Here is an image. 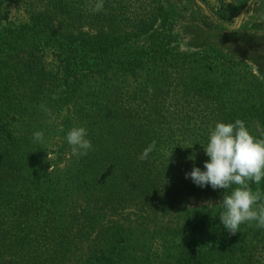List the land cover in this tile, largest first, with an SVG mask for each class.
Masks as SVG:
<instances>
[{
    "label": "trees",
    "instance_id": "obj_1",
    "mask_svg": "<svg viewBox=\"0 0 264 264\" xmlns=\"http://www.w3.org/2000/svg\"><path fill=\"white\" fill-rule=\"evenodd\" d=\"M20 1L0 0V25L3 23L0 29V127L28 100L47 96L43 85L33 78L37 76L42 54L52 51L61 64L60 88L66 89L61 96H49L50 102L59 107L56 111L67 110V126L62 136H67L73 127H85L93 148L87 156L77 160L65 141L52 166H47V160L40 155L34 154L27 160L6 150L0 140V264H76L79 260L75 258L84 251L97 255L90 264H95V260L98 264H112L116 255L112 248L119 250L118 256H124L132 244L126 242L121 226L114 224L103 232L104 219L111 213L130 208L147 219L148 215L180 205L187 199L212 194L211 186L200 188L185 179V174L193 167L204 170V162L209 158L203 147L216 123H234L241 119L248 128V115L237 105L213 103L204 95L196 99L192 94L184 97L183 92L178 99L163 93L161 87H152L151 93L120 96L112 103L107 99L103 103L106 106L98 104L94 110L80 107L82 101L75 94L83 78L108 76L112 71L138 77L151 65L153 55L150 53L158 41L178 40L179 34L174 30L178 21L174 18L175 5L161 9L158 28L145 31L148 24L138 23L139 39L146 34L144 42L149 44L135 48L117 44L109 47L108 43L98 45L95 39L79 40L53 23L56 18L51 15H38L27 25H16L10 21L9 11ZM251 2L239 0L237 10L224 8L219 16L224 18L228 12L236 11L239 15ZM201 22L205 24L206 18ZM160 55V59L157 57L160 68H175L176 80L181 81L184 91L188 65L185 62L173 65L172 50H164ZM194 103H198L195 108ZM261 137H264V125L257 138ZM152 141L156 142L155 149L147 160L140 161L139 156ZM66 151L68 159L64 164ZM251 187L256 190L257 185ZM259 188L264 192V181ZM223 195L215 205L203 207L205 213L199 209L190 211L179 231L172 264H209L215 252L234 247L236 239L241 237L243 224L235 235L224 229L219 219L222 209L217 207ZM94 230H98L95 243L105 245L100 251H96L95 244L86 249L81 243L82 238ZM240 261L238 258V264ZM241 264H264V250L256 258L243 257Z\"/></svg>",
    "mask_w": 264,
    "mask_h": 264
},
{
    "label": "rangeland",
    "instance_id": "obj_2",
    "mask_svg": "<svg viewBox=\"0 0 264 264\" xmlns=\"http://www.w3.org/2000/svg\"><path fill=\"white\" fill-rule=\"evenodd\" d=\"M99 2L101 0H21L17 7L9 11L10 21L16 25H27L31 18L38 15H51L56 18L53 23L61 25L63 31L66 30L67 34H73L79 40L95 39L98 45L108 43L109 47L117 44L138 48L140 45L148 47L146 45L149 44L144 42L148 35L143 34L139 39L138 23L148 24L145 31L152 27L158 28L162 10L175 5L174 18L178 21L174 30L179 34L178 40L158 41L161 46L158 47L157 43V47H153L150 53L153 55L151 65L138 77L123 71H112L108 76L90 75L83 78L75 94L82 101L80 107L94 110L98 108V104L107 102V99L112 103L120 96L130 97L149 92L152 87H161L163 93L178 99L185 92L184 97L192 94L198 99V95H204V98L213 103L229 107L237 105L241 112L248 115L250 133L255 137L262 133L264 0H252L241 14L238 15L237 11L234 14L228 12L224 18H220L219 14L224 8L237 10L239 0H102V9L94 11ZM203 17L206 18L205 24L201 22ZM164 50L173 51V65L183 62L188 65L184 91L181 81L176 80V69H161L159 66L157 57L160 59ZM42 55V59L38 61L40 68L36 70L37 76L33 79L43 85L42 89L47 96L28 100L2 122L0 140L7 147L6 150L10 149L17 156L31 160L34 154H38L43 160H47V166H52L59 147L66 141V136H62V133L67 126L68 115L66 109L56 111L59 107L50 102L49 96H61L66 89L60 88L63 74L56 53L46 51ZM188 87L190 90H187ZM102 96L106 100L100 99ZM181 104L184 105L180 102ZM42 105L51 110L54 118L46 114ZM195 106L198 103L192 104V107ZM259 113L263 115L259 116ZM37 131L44 132V143L33 141V133ZM63 155L65 164L68 159L67 151ZM223 194V189L214 190L210 195L204 193L197 199H187L180 205L152 213L147 219L141 218L135 208L111 213L103 221V232L106 233L114 224L121 226L125 230L123 235L126 242L132 244L124 256H118L119 250L112 248L116 254L112 264H172L171 257L177 252L179 231L190 211L199 209L198 211L205 213L203 207L215 205ZM97 234L98 230H94L92 234L82 238L81 243L86 249L94 244V248L98 247L96 251L103 249L105 245L98 246L95 243ZM120 246L123 247V244ZM263 250L264 229H257L255 224H243L241 237L236 239L234 247L225 249L224 252H215L209 264H238V258L241 261L243 257L256 258ZM85 252L78 254L75 260L79 261L76 264H90L97 256ZM94 263L98 264L96 260Z\"/></svg>",
    "mask_w": 264,
    "mask_h": 264
},
{
    "label": "clouds",
    "instance_id": "obj_3",
    "mask_svg": "<svg viewBox=\"0 0 264 264\" xmlns=\"http://www.w3.org/2000/svg\"><path fill=\"white\" fill-rule=\"evenodd\" d=\"M102 6L101 0L94 11H100ZM41 107L49 117L54 118L50 109ZM87 137L85 127H73L67 133L66 141L77 160L87 156L93 148ZM33 141L44 143V132H34ZM155 147L156 142L152 141L139 160H147ZM203 150L209 158L204 162V170L193 167L185 174V179H190L200 188L211 186L213 190H224L223 199L217 207L222 209L220 223L229 234L239 232L242 224H255L257 229H264V192L259 188L264 181V137L253 136L241 119H236L234 123L218 122L210 130ZM171 156L172 153L169 159ZM252 184L257 185L256 190H253Z\"/></svg>",
    "mask_w": 264,
    "mask_h": 264
}]
</instances>
